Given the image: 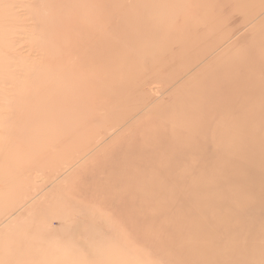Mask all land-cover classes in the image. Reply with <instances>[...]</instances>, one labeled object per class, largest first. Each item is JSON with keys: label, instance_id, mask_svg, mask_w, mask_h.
Returning <instances> with one entry per match:
<instances>
[{"label": "rangeland", "instance_id": "1", "mask_svg": "<svg viewBox=\"0 0 264 264\" xmlns=\"http://www.w3.org/2000/svg\"><path fill=\"white\" fill-rule=\"evenodd\" d=\"M0 264H264V0H0Z\"/></svg>", "mask_w": 264, "mask_h": 264}, {"label": "bare ground", "instance_id": "2", "mask_svg": "<svg viewBox=\"0 0 264 264\" xmlns=\"http://www.w3.org/2000/svg\"><path fill=\"white\" fill-rule=\"evenodd\" d=\"M263 54V53H262ZM232 62V61H231ZM222 83V82H221ZM223 84V83H222ZM205 86V85H204ZM212 87V86H211ZM221 87V86H220Z\"/></svg>", "mask_w": 264, "mask_h": 264}]
</instances>
